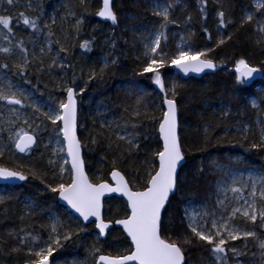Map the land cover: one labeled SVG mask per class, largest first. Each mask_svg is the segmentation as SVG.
<instances>
[{
	"label": "snow or ice",
	"instance_id": "1",
	"mask_svg": "<svg viewBox=\"0 0 264 264\" xmlns=\"http://www.w3.org/2000/svg\"><path fill=\"white\" fill-rule=\"evenodd\" d=\"M217 2L221 9L216 12L218 28L235 26V21L223 10L224 3L220 0ZM199 3V11L204 16L207 0H199ZM0 4L6 5L0 13V30L2 38L6 41L5 46H0V54L6 58H16L11 67L16 70L17 75L25 78V83H31L27 78L30 72L37 75V84L41 82L39 77L46 74L64 94L63 98L49 94L48 102L37 104L25 90L8 81L6 73L4 81L0 82V132H7L9 144L18 153L31 154L41 145L48 152L45 169L37 171L30 167L28 172H25L19 168L0 166V179L27 181L30 175L47 177L51 173V180L41 179V183L70 210L67 215L71 223L49 214V223L45 228L46 236L21 228L19 232L9 231L7 236L0 238L3 243H9L8 238H11L14 242L11 244L13 253L26 250L28 258L24 264H56L52 259L55 253L65 248L69 242L79 240L81 233L88 230L90 221L96 229L97 239L104 237L115 224L122 228L130 241L127 249L116 254H104L99 247L93 245L88 249V255L93 257L94 264H190L186 259V250L196 243L211 254L210 264H229V253L232 254L235 264H242L237 258L248 255L249 240L257 251L252 253V259L245 264H264V170L255 176L249 175L248 179L244 180L238 178L232 169L213 160L214 171L222 172L225 177L218 180L215 186L217 211H205L201 214L189 211L186 206L185 219L191 236L183 232L175 233L168 226L166 206L170 205L172 197L181 193L182 179L179 170L186 162V153L180 132V105L176 99L178 86L175 83L166 86L162 69L173 67L187 76L189 73L199 74L205 70L215 71L217 68L216 61L210 56L213 49L192 50L190 46H186L184 36L180 37L181 43L174 51L165 50L169 26L179 27L178 21L173 18V11L177 7L184 10L182 0H166L165 3L151 0L146 9L157 19L153 21L151 31L140 33L139 40L143 50L136 55L139 61L136 75L149 79L159 89L162 104L149 109L144 103L145 94L141 89L135 97V104L130 106L131 120L121 117L122 124L117 120H105L101 123V128H107L115 134L114 140L111 137L106 138L107 152L111 153V156L101 157L102 160L107 159L111 165L107 172L110 180L104 175L92 180L85 170L84 150L90 146L96 147L100 141L92 136L82 141L78 135V97L87 90L88 83L98 77L102 80L110 65L116 64V60L109 61L106 58L99 72L90 70L83 86L76 85L77 78L74 74L71 81H67L64 76L57 80L54 73L70 68L71 65H66L60 57V53L68 52V45L61 44L58 39H51L56 35L53 30V26L57 24L56 18L52 17L51 24L43 23L41 27L40 15L37 14L35 18L32 16L33 12L38 13L41 5L34 6L31 2L22 5L20 0H0ZM79 6L87 12L88 0H79ZM253 7L255 13L246 12L240 19V27L255 21V43L264 51V19H257L256 16V13H259L260 17H264V0H257ZM20 8L24 10H19ZM95 14L111 21L112 25L119 23L113 0H103L102 7ZM68 16L76 17L73 27L78 33L82 19L77 17L71 7L67 8L66 16L61 19L66 20ZM204 18L206 19V16ZM187 19L191 21L192 17L189 15ZM13 20L26 29H31L33 34L43 32L46 47H39L37 53L35 50L29 52L23 39L14 43ZM204 31H208L206 27ZM208 38L211 39V35ZM231 39L232 36L225 33L218 39L217 46H222ZM30 42L35 48L37 42ZM109 42L113 48L117 47L114 38ZM53 43L59 45L58 51H54ZM162 44L165 47H162ZM90 46L91 42L88 40L79 44L80 48L86 50H90ZM9 67L6 62L0 64L2 69ZM233 71L235 85L241 90L254 80L256 74L264 75V69L251 64L244 57L234 61ZM44 87L47 88L48 85L45 84ZM261 92L264 93V89H261ZM261 105H264V98L261 104H257L253 99L250 105L256 111L259 126V141H252L250 144V148L254 150L264 149V107ZM124 111L128 112L129 107H125ZM156 112L160 113L159 117L155 115ZM231 114L230 108L226 106L221 109L220 118L223 120ZM144 121L152 122L151 126L158 133L155 150H145L141 147L142 142L149 138L146 132L141 131L142 128L149 127ZM113 124L119 132L114 131ZM211 130L210 124L203 128L204 145L212 139ZM229 132H235L241 141H247L251 129L246 124L237 122L225 125L224 135L227 136ZM45 139L47 143L44 142ZM8 148L9 145L0 148V157L4 156ZM141 151L150 154L141 158ZM43 155L44 153H41V156ZM197 171L203 174L205 170L201 167ZM66 173L67 180L64 178ZM111 194H117L126 200L125 215L114 221L106 220L103 212L104 198ZM10 198L0 196V206L6 205L7 199ZM37 207L35 201L25 202V208L29 210L28 215ZM236 220H242L253 227H243L235 223ZM236 241H242V247H237L234 243ZM0 251H3L2 247ZM205 264L208 262L205 261Z\"/></svg>",
	"mask_w": 264,
	"mask_h": 264
},
{
	"label": "trees",
	"instance_id": "2",
	"mask_svg": "<svg viewBox=\"0 0 264 264\" xmlns=\"http://www.w3.org/2000/svg\"><path fill=\"white\" fill-rule=\"evenodd\" d=\"M57 1L39 0L43 10L55 9ZM163 1L166 2V0ZM73 2L72 8L76 12L77 17L82 19L83 23L77 33L73 27L76 17H73L70 20V28L64 29V39L60 41L61 44L66 43L69 50L67 53H60V57L66 65H71V67L65 70H58L54 75L57 80L64 76L67 81H71L74 74L77 78L76 85L83 86L85 80L88 79L89 71L95 69L99 72V69L103 66L100 57L105 56L110 61L116 60V64L110 65L108 73L102 80L98 77L88 83L87 90L82 96L78 97V135L82 141L89 136L95 137L100 141L96 147L90 146L84 150L86 169H94L101 163L104 165L102 172L107 178V172L110 170L111 165L107 159L102 160L101 157L111 156V153L107 152L106 138L111 137L114 140L115 134L108 131L107 128H101L97 122V116L90 112V109L92 105L98 103V106L105 108L103 114L106 117L111 116L113 118L112 121L117 120L122 124L123 120H121V117L131 120L130 106L135 104V99L128 95V91L124 87L131 80L144 86V103H149L147 104L149 109H153L154 104L146 99L154 98L155 96L162 99V94L153 89L149 79L136 75L139 61L133 54L134 52H140V45L134 36L135 34L129 32L125 27L128 14L137 18V23L131 21L133 24H141L147 28H151L153 21L157 18L153 17L149 11H146L150 0H113L114 10L119 18L117 25L99 21L95 13L100 9V0H88L87 12H84L79 6V0ZM182 2L185 6L184 10L182 11L180 7H177L173 11V18L178 21L179 27L176 25L169 26L167 45L165 47L162 44V47H165L166 51H174L176 35L183 34L195 50L213 49L210 56L217 63L216 70L211 74L204 75L198 79H184L176 75L175 82L170 79L173 74L171 68L162 69L163 78L166 80L165 84L168 86L175 83L178 86L176 99L180 105V132L186 153V162L179 170L182 179L181 193L171 198L170 205L166 206L167 212L165 215L170 229L175 233L183 232L191 236V232L187 229L182 215V208L184 203L189 200L211 201L209 196L213 193V185L218 177V172L213 169V160L230 164L232 163L230 161L231 158L238 154L241 157L236 162L237 165L247 167L259 165L264 168V149L254 150L250 148L252 141H259V134L253 123L256 111L247 102V96L249 95L259 97L255 87L257 82H260L264 87V75L259 80L257 78L254 79L245 89L241 90L235 85L233 71L234 61L241 57L246 58L251 64L264 69V51L255 43V21L240 27V19L245 14V11L251 10L253 13L256 11L252 6L251 0H220V2L224 3L223 10L235 21V26L229 25L226 29L219 28L221 32L217 30L216 12L221 10L217 0H207L204 14L206 19L199 11V0H182ZM12 14L15 15V12ZM189 15L192 17L191 21L187 19ZM35 16L33 15V18ZM256 16L258 18L259 13H256ZM40 23L42 27L43 23H49V20L43 16ZM205 27L208 30L207 32L204 31ZM13 30L19 40H24L28 48L33 45L30 40L37 42L35 46L39 43L38 37L40 33L33 34L31 29H26L22 24H18L16 20H13ZM225 33L231 35L232 39L218 47L217 41ZM209 35H211V39L208 38ZM66 36L67 39H65ZM112 38L115 39L117 44L115 48L109 42ZM52 40H56L55 36L52 37ZM85 40L91 42L90 50L79 47V44ZM53 47L56 50L59 49V45L55 43H53ZM5 62L9 64V69L0 68V70L6 73L13 81L27 86L39 99H48L49 94L57 98H63L64 94L57 89V84L46 74L39 77L41 82L37 84V75L34 72H30L27 78L31 80V83H25V78L17 75L16 70L11 67L16 62V58H0V64ZM45 84L48 85L47 88L44 87ZM131 88L132 86H130ZM130 91L133 92L132 89ZM221 104L229 107L232 113L223 120L220 118ZM125 107H129L128 112L124 111ZM27 111L30 112L31 110ZM155 115L159 117L160 113L156 112ZM235 122H246L249 124L251 134L247 141H241L239 135L235 132H229L227 136L224 135L225 125H233ZM144 123L148 124L149 127L146 129L142 128L141 131L146 132L149 138L142 142L141 147L145 150L149 148L155 150L158 133L151 126L152 122L144 121ZM209 124L212 125V139L204 145L202 132L204 126ZM112 128L115 132L118 131L115 124L112 125ZM7 135V132H0V142L9 145L4 156L0 157V166L12 169L19 168L28 172V169L25 170L23 166L14 167L8 161L7 156L15 150L9 144ZM44 135L46 136L47 134ZM202 145L203 147H201ZM39 150H41V147L34 149L31 154H26L32 158V168L37 171L47 167V154L41 157L35 156V153ZM146 154L150 153L141 151V158ZM201 167L205 170L203 174L197 171ZM51 177V173L47 177L42 175L33 177L30 175L27 181L8 186L9 192L6 193L5 197L11 198L7 199L6 205L0 206V238L7 236L9 231L13 233L19 232L21 228L29 232H39L46 236L45 228L49 223L48 217L51 212H55L66 223H71L67 210L58 204L57 197L48 192L44 188V184L41 183V179L50 181ZM89 178L92 179L90 175ZM25 198L35 201L38 206L35 211L31 212V215H28L29 210L24 209L21 205V203L25 204ZM125 205V202L119 198L105 199L103 211L105 219L114 221L117 218H122L125 215ZM235 223L241 224L243 227H253L245 224L242 220H236ZM74 227L75 225H73ZM87 228L86 232L81 233L79 240L69 242L65 248L55 253L52 259L55 260L56 264H85V262L86 264H94L93 257L88 255V249L93 245L99 247L104 254H116L118 251L129 247L127 238L121 229L114 224L108 231L105 240L97 239L94 236L93 224H88ZM257 231L259 232V228H257ZM20 234L23 235L24 233ZM8 239L9 243H3L2 239H0V247L3 249V251H0V264H24V261L28 258L26 250L13 253L11 244L14 242L10 237ZM234 243L237 247H242L243 244L242 241ZM248 245V255L240 256L244 262L252 259V253L257 251L251 240H249ZM228 255L229 264H232L231 253ZM186 259L190 264H203L206 260L211 261V254L200 244L196 243L195 246L187 247Z\"/></svg>",
	"mask_w": 264,
	"mask_h": 264
},
{
	"label": "rangeland",
	"instance_id": "3",
	"mask_svg": "<svg viewBox=\"0 0 264 264\" xmlns=\"http://www.w3.org/2000/svg\"><path fill=\"white\" fill-rule=\"evenodd\" d=\"M73 1H76V0H58L57 3H56L55 9H49V10L48 9L47 10H43V7L41 6V8L39 9L38 13L37 12H33L32 16L33 15H37V14H39L40 17L44 16V17L48 18L49 24H51L52 17H55L56 20H57V24L53 26V30L56 33L55 39L56 40L57 39L58 40H61V39L63 40L64 39V32L63 31H64L65 28L66 29L70 28L69 24H70V22H71L70 20L73 18V16H68L66 20H62L61 18L66 16L68 7H71V8L73 7L72 6L73 5L72 3H74ZM20 2H21L22 5H26L29 2H31L34 6L37 5V4L41 5L39 0H20ZM158 2L165 3L163 0H158ZM256 2H257V0H251L252 6ZM150 3H151V0H150ZM5 6L6 5H4V4H0V13L3 12V9H4ZM20 9L24 10L23 8H20ZM249 11H251V10H246L245 13L249 12ZM130 17L132 19H129ZM257 19H264V17H260V15H259V17ZM126 20H127V22H125V27H126V29L129 32H131L132 34H135L134 36L138 40V43L140 45V52H141L143 49H142V45H141L140 40H139L140 33L146 32V31H151L152 28H153V25H151V28H147L144 25L136 24L137 23V21H136L137 18L134 17L131 14H128L126 16ZM131 21H135L136 23L133 24ZM149 26H150V24H149ZM254 27H255V22H254ZM217 30L219 32H221V30L218 27H217ZM45 32H46V30H45ZM255 35L257 36L256 32H255ZM181 36H184V35L183 34H177L176 35V42H175L174 50H175L176 46L181 43V40H180ZM18 40H19L18 36L15 35V39H14L13 42L15 43ZM44 41H45V34L42 32V33L39 34V37H38V42L39 43L37 44V46H35V48H34V45H31V48H28L29 52H32L33 50H35L37 52V51H39V47H41V46H45L46 47V44H44ZM128 41L130 42V40H128ZM5 45H6V41L2 38V30H0V46H5ZM186 46H190V48L192 50H195L193 48V46L188 41H187V45ZM53 49H54V47H53ZM54 51H58V50L54 49ZM137 54H138L137 52H134L133 55L136 57ZM0 58H6V57H4L2 54H0ZM106 58L107 57H105V56L100 57L102 63H104ZM6 59H8V58H6ZM4 76H5V73H3L0 70V82L4 81ZM175 76H176L175 73H173L170 76V79H171L172 82L176 81L175 80ZM261 78H262V74L258 73L257 74V79L259 80ZM7 79L12 84H14L16 87L25 90L26 94H29L31 96V100L36 102L37 104H44V103L48 102V99H39L33 93V91L30 90L24 84L15 82L8 76H7ZM165 82H166V80H165ZM130 86H132L131 89L133 90V92L130 91L131 90ZM168 86H171V84L168 85ZM124 87H125V89H127L128 95L133 97L134 99H135L136 95L140 93L141 89L143 90V92L145 91V88H144V86L142 84L134 82L132 80L128 84H126V86L124 85ZM153 89H155V91H159V89L155 85H153ZM261 89H264L263 85L260 82H257V85L255 87V91L257 93H259V97H256L255 95L247 96V102H248L249 105H251V101L253 99L256 100L257 104H261V100H262V98H264V93L261 92ZM134 91H135V93H134ZM144 94H145V92H144ZM146 100H148L150 103L153 102L154 107L156 105L162 104V99H160L158 96H155L154 98H150V99H146ZM95 104L96 105H92V107L90 109V112H92L94 115L97 116V122L100 125L105 120L111 122L113 118L111 116L106 117L103 114L105 112V108L98 106L97 105L98 103H95ZM147 104H149V103H147ZM220 107L225 108V105L221 104ZM253 123H254L255 128H256V130L258 131V134H259V126L257 124V116L254 118V122ZM234 124H237V122H235ZM242 124H246L247 126H249V124L246 123V122L242 123ZM249 128H250V126H249ZM117 132H119V129H118ZM44 142L47 143V140L45 139ZM4 145H5L4 143L0 142V148H2ZM41 153H44L43 156H46V154L48 156V152L45 151V149L43 148L42 145H41V150L37 151L35 153V156L41 157ZM47 156H46V159H47ZM240 157H241L240 155L236 154L230 160L232 163H230V164L220 163V164L232 169L233 173L238 178H242L244 180H247L249 175L255 176V175H258L262 170H264V168H262L259 165H254V166H251V167L237 165L236 162L240 159ZM7 158H8V161H10L14 165V167H18V165H21V166H23L25 168V170L29 169L30 167L32 168V165H33L32 158L30 156H27L26 154L18 155L15 151H13L12 153H10L7 156ZM263 158H264V156H263ZM103 170H104V165L101 164V163L99 164V166L94 167V169H91V170L89 168L86 169V171L88 173L90 172L89 175L91 176L92 180H95V178L97 176H99V175H104V173L102 172ZM217 172H218V177H217L216 182L213 185V193L210 194V196H209L211 198V201L210 200H202V201L201 200H191V201L189 200V201H186L184 203V205H183V208H182V215H183L184 219H185L186 206L188 207L189 211H195V212H198V213H201V214L203 212H205V211H217V209H216V187L215 186H216V183H217L218 180L225 179L224 174L222 172H219V171H217ZM64 178H65V180L68 179V174L67 173L65 174ZM229 182H230V180H229ZM8 192H9L8 185H0V196H4L5 197L6 193H8ZM245 195H247V193H245ZM24 201L27 202V201H32V200H30L28 198H25ZM21 205L23 206L24 209H26L24 203H21ZM50 214L58 216L55 212H51ZM185 222H186V225H187V220L186 219H185ZM209 222H210V218H209ZM94 236H96V232L95 231H94ZM230 257L232 259V264H235V262H234V260L232 258V254L230 255ZM237 259L239 261H241L242 264H245V262L242 260L241 257H238ZM206 261L208 262V264H210V262H211V261H208V260H206ZM203 264H205V261L203 262Z\"/></svg>",
	"mask_w": 264,
	"mask_h": 264
},
{
	"label": "water",
	"instance_id": "4",
	"mask_svg": "<svg viewBox=\"0 0 264 264\" xmlns=\"http://www.w3.org/2000/svg\"><path fill=\"white\" fill-rule=\"evenodd\" d=\"M102 5H103V0H100V8L102 7ZM98 19H99V21H101V22L111 23V21H106V20H104V19H102V18H100V17H98ZM170 68H171V70H172L176 75H178L179 77L184 78V79H187V78H195V79H198V78H201V77L204 76V75L211 74V73L214 72V71H212V70H205V72H203V73H199V74H196V73H189L187 76H185L183 73L179 72L178 69H175V68H173V67H170ZM256 78H257V74L255 75V78H254V79H256ZM14 150H15V149H14ZM17 153H18V152H17ZM18 154L23 155L24 153H18ZM183 165H184V164H183ZM85 170H86V166H85ZM86 172H87V171H86ZM107 179L110 180V177H108ZM22 182H23V181H18V180H3V179H0V185H16V184H20V183H22ZM111 197H114V198H120V199H122V200L126 203L125 198L120 197V196L117 195V194H111V195L105 196L104 200H105V199H108V198H111ZM57 202H58V204H59L61 207L67 209V206L64 204V202L59 201L58 197H57ZM68 211H70V210H68ZM103 211H104V208H103ZM73 215H75V214L73 213ZM90 223H92V222L90 221L89 224H90ZM114 225H115V224H114ZM115 226L118 227V228H120L121 231H122V233H123V230H122V228H121L119 225H115ZM94 230H95V232H96L95 227H94ZM123 234H124V233H123ZM124 235H125V234H124ZM106 236H107V234H106L104 237H100V238H101L102 240H105V239H106ZM125 237H126V235H125ZM126 238H127V237H126ZM127 240H128V239H127ZM128 242H129V244H130V241H128Z\"/></svg>",
	"mask_w": 264,
	"mask_h": 264
},
{
	"label": "flooded vegetation",
	"instance_id": "5",
	"mask_svg": "<svg viewBox=\"0 0 264 264\" xmlns=\"http://www.w3.org/2000/svg\"><path fill=\"white\" fill-rule=\"evenodd\" d=\"M107 178H108V177H107ZM111 198H112V197H111ZM108 199H109V198H108ZM91 224H92V223H91ZM93 225H94V224H93ZM109 230H110V229H109ZM109 230H108V231H109ZM107 233H108V232H107Z\"/></svg>",
	"mask_w": 264,
	"mask_h": 264
},
{
	"label": "bare ground",
	"instance_id": "6",
	"mask_svg": "<svg viewBox=\"0 0 264 264\" xmlns=\"http://www.w3.org/2000/svg\"><path fill=\"white\" fill-rule=\"evenodd\" d=\"M113 198V197H112ZM120 199V198H119ZM91 224V223H90ZM93 224V223H92ZM94 226V225H93ZM111 228V227H110Z\"/></svg>",
	"mask_w": 264,
	"mask_h": 264
}]
</instances>
